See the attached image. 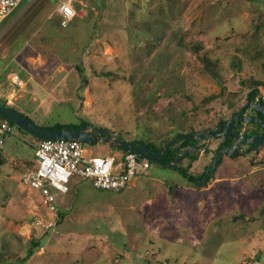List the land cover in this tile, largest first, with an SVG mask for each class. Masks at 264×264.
Instances as JSON below:
<instances>
[{
	"label": "rangeland",
	"instance_id": "obj_1",
	"mask_svg": "<svg viewBox=\"0 0 264 264\" xmlns=\"http://www.w3.org/2000/svg\"><path fill=\"white\" fill-rule=\"evenodd\" d=\"M63 2L75 11L64 27ZM0 42L23 61L16 71L27 82L2 81L0 102L40 127L87 123L161 146L225 123L256 84L264 96V0H23L0 25ZM39 85L49 91L42 104L44 94L15 102ZM32 139L13 127L4 147L14 160H32ZM84 149L121 157L107 144ZM200 154L191 162L198 184L156 198L143 178L121 193L89 189L78 202L110 208L64 222V232L58 223L49 232L35 226L44 207L21 184V165L12 179L0 175V264H264V147L224 155L209 179ZM143 173L165 185L184 181L152 163Z\"/></svg>",
	"mask_w": 264,
	"mask_h": 264
},
{
	"label": "built area",
	"instance_id": "obj_2",
	"mask_svg": "<svg viewBox=\"0 0 264 264\" xmlns=\"http://www.w3.org/2000/svg\"><path fill=\"white\" fill-rule=\"evenodd\" d=\"M21 1L0 0V24ZM57 13L63 27L75 16L68 2L61 3ZM8 77L13 86H24L16 73L11 72ZM253 103L264 106V96H256ZM12 129L10 122L0 118V148L12 134ZM32 147L36 167L21 175V184L38 192L41 198L45 217L37 219L35 226L43 232L53 230L58 223L56 193L65 194L68 191L71 177L88 180L99 191L120 193L129 187L139 173L146 172L150 167L148 160L132 154L121 153L120 159L115 156L87 157L84 144L77 141L34 140Z\"/></svg>",
	"mask_w": 264,
	"mask_h": 264
},
{
	"label": "water",
	"instance_id": "obj_3",
	"mask_svg": "<svg viewBox=\"0 0 264 264\" xmlns=\"http://www.w3.org/2000/svg\"><path fill=\"white\" fill-rule=\"evenodd\" d=\"M252 109L260 112L264 115V109L262 106L251 103L244 106L236 115L232 116L225 123L214 127L208 131H195L187 134H180L176 136L170 143L161 147L157 151L153 152L145 143L141 141L137 142H126L121 138L115 136L108 130L94 129V132H88L91 127H80V128H62V129H52V128H42L37 126L31 119L17 112L13 108L0 105V118L12 123L17 129L26 133L30 137L39 141H77L84 144V146H94L97 144H107L115 148L124 154L136 155L141 159L148 160L152 164L172 168L181 174H186L181 168V162L193 155L194 153L207 152L208 145L210 142L216 139L224 140H237L238 136L233 133V128L239 126L242 122H248L250 124L257 123L263 129V133L259 136H253L251 138H245L240 136L241 143L252 145L250 150H256L264 143V123L260 119L243 118L242 112ZM190 139L196 141V144L192 147L187 148L185 151L181 152L179 148H174L173 153H181L180 156L174 162H162L160 156L166 152L168 149L175 146L176 143ZM202 144L205 146L202 148ZM234 150V149H233ZM248 150V151H250ZM228 150H222L221 154L227 153ZM236 152H232L230 155L235 156ZM219 165V159L215 160V163L211 167V170H215ZM208 172V170H206ZM197 182H200L198 180ZM205 185V183L203 184Z\"/></svg>",
	"mask_w": 264,
	"mask_h": 264
},
{
	"label": "crops",
	"instance_id": "obj_4",
	"mask_svg": "<svg viewBox=\"0 0 264 264\" xmlns=\"http://www.w3.org/2000/svg\"><path fill=\"white\" fill-rule=\"evenodd\" d=\"M1 24H3V22ZM1 46H2V44L0 42V47ZM17 59H18L17 55L9 56L7 54H4L3 51H0V97L3 96V94H4L3 92L5 91L4 89H2L1 82L6 80L9 83V77L8 76H9V74L11 72L16 73L18 76H19V73L16 70H19L22 73V62L23 61H21V58H19L20 61H21V64H20ZM19 77L21 78L22 81L24 80L23 74H20ZM25 82H24V84H25ZM9 84L12 86L11 83H9ZM26 84H27V82H26ZM39 88H40V90L38 91V94H37V92H33L32 89L29 87V89H28V91L26 93L23 92L24 94H20L19 96H17L15 98V102L17 103V101L19 102L21 100L22 102L31 101V102L35 103V102L39 101L38 100V96L44 94L45 97L40 100V104H42L41 102L44 101L45 98H47L49 96V91L46 88H44V87H42L40 85H39ZM0 105L3 106L5 104H2L0 102ZM13 105L12 106L5 105V106L14 109ZM17 112H19V111H17ZM19 113H21V112H19ZM21 114L25 115V113H21ZM60 125H76V124H58V123L56 124L55 123V124H52V125L43 126L42 128H51V127L60 126ZM34 140L35 139H32V140H29L27 142V144L29 145V147L31 148V150L33 152V159L32 160L23 159V162H20L17 159H15V160L12 159L10 157L9 151L6 149L7 146L4 147V143H3V146L0 148V162L2 163V165H0V167L2 166V168H0V175H4L5 177L8 176L9 178L12 179V173L14 172L15 169H18L19 165H21V168H20V172H22L21 175L24 172H26L28 170H31V169L36 167L34 150H33V147H32V144H33ZM218 143H219V141H216V142H214L212 144L210 143L208 145V151L207 152H199V154L201 153L200 155H203V156H200V157H203L204 160L207 161V163H208V161H210V163H211L214 160V151H215L216 146L218 145ZM194 154H196V153H194ZM85 156H86V151H85ZM189 157L184 159L181 162L180 166H181L182 169L187 170V174L188 175H191V176L194 177V175H192V173H191V170H193V168L195 167L194 166L195 163L191 164V162L196 161L197 158L195 160H193V161H189ZM200 157H199V159H200ZM220 159L221 158H219V160ZM196 162H198V160ZM210 163H208V164H206V166H204V168L206 167L205 170L208 169L211 166ZM170 169H172V168H170ZM172 170L177 172L181 177H183V175L181 173H179L178 171H176L174 169H172ZM205 170L202 171V172L204 173ZM144 175H145V173H143V175L142 174H138L136 179H134L132 181V183L129 185V187L126 190L133 189L136 186V184H137V180L140 179V178L145 179V182H149V180H150V183H151L150 187L148 189H146V190L148 191V195L151 194V198L152 197L156 198V194H158L159 191L161 192V190H163V189H165V192H170L171 191L172 193H174L175 191L178 190L179 186L182 187V186H186L188 184H192L191 182H189L187 179H185L183 177V179H184V181L182 180L183 183H180V185H178V186L176 184L165 185V183L162 184V182L159 181V180H157V182H156L152 178H148L147 176L144 177ZM71 178L69 179L68 185H67L68 186V191L65 194L56 193V204H57V211H58V217H59V219H58V224H59L58 227L62 230V232L69 230V228L67 226H65V224L73 222L72 219H74V218L77 219L79 217L87 216V215L90 214V212H92L95 209H96L97 213H99L100 212L99 208H103L105 206L107 208H110V206L108 204H103V203H101L100 205H96V206L94 205V207H95L94 208L92 205H89V200L87 198H86V200L82 199L81 201L78 202L79 196H86L85 193L87 192V190L93 189V187H92L91 183L88 180H84V179L78 177V179L73 182L71 180ZM198 183L199 182H197V184ZM93 190H95V189H93ZM57 194L60 195L59 198H57V196H58ZM132 211H133V213L137 214L134 210H132ZM137 215H139V214H137ZM139 217H140V215H139ZM138 218L134 217L135 220H137ZM129 219H130L129 222L133 223V221H131V218H129ZM64 222H66V223L63 224ZM142 223H143V218L141 220H139L140 226H141ZM53 230H51V231H53ZM47 232H49V231H47Z\"/></svg>",
	"mask_w": 264,
	"mask_h": 264
},
{
	"label": "flooded vegetation",
	"instance_id": "obj_5",
	"mask_svg": "<svg viewBox=\"0 0 264 264\" xmlns=\"http://www.w3.org/2000/svg\"><path fill=\"white\" fill-rule=\"evenodd\" d=\"M251 103H253V102H247L244 106H246L248 104H251ZM258 105L262 106V108L264 109V106H263L262 103L255 104V106H258ZM242 117L243 118H250V117H252L254 119H260L264 123V115L261 114L258 111L252 110V109H247V110L243 111L242 112ZM92 131H94V129H91L90 132H92ZM88 132H89V130H88ZM233 133L238 136V139L237 140H231V139L230 140L229 139L228 140L216 139L217 141H219V143L216 146V149L214 151V160H213L214 162H215V160L217 158L219 159V158L223 157L224 155L231 156L230 154L233 151L236 152V154L241 153V152H246V153L253 152V150H250L253 146L252 145H249V144L241 143L240 136L245 137V138H251L253 136H259V135H261L263 133V129L257 123L250 124L248 122H242V123H240L239 126H236L235 128H233ZM216 140H215V142H216ZM195 144H196V141H195ZM262 147H264V143L259 148H257L256 150H258V149H260ZM222 150H224V151L225 150H228V151H227V153L221 154V151ZM248 150H250V151H248ZM256 150H254V151H256ZM212 166L213 165H211L207 169L208 172L205 171V173H209V171L211 170V167ZM213 171H215V170H213Z\"/></svg>",
	"mask_w": 264,
	"mask_h": 264
},
{
	"label": "trees",
	"instance_id": "obj_6",
	"mask_svg": "<svg viewBox=\"0 0 264 264\" xmlns=\"http://www.w3.org/2000/svg\"><path fill=\"white\" fill-rule=\"evenodd\" d=\"M259 84H256L253 89L247 94V102H253L256 95H258V90L257 88L259 87ZM5 106V105H3ZM13 127H15L12 123H10ZM89 125L87 123H81L79 125H60V126H55V127H51L52 129H62V128H80V127H88ZM192 132V131H190ZM189 132V133H190ZM180 133L182 134V132H179L178 135H180ZM187 134V133H185ZM177 135V136H178ZM135 142V141H134ZM171 142V141H170ZM170 142H165L164 144H162L161 146H155L153 144H149L144 142L153 152L157 151L158 149H160L161 147L165 146L166 144L170 143ZM192 143L194 144V141H191L190 139H186L183 141H180L178 143L175 144V146H173L172 148L168 149L166 152H164L161 156H160V160L162 162H174L178 157H179V153L174 154L173 153V149L176 147H180L181 149H183V151H185L187 148L192 147ZM198 156V153L193 154L189 157V161L195 160L196 157ZM151 164V162H150ZM186 174H182L183 177L185 179H187L189 182H191L192 184H197L198 179H196L195 177L188 175L187 174V170L182 169ZM213 170H210L209 173H207L206 179H209V177H211V175H213ZM121 193V192H120Z\"/></svg>",
	"mask_w": 264,
	"mask_h": 264
}]
</instances>
